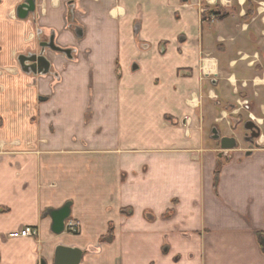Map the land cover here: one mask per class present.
Segmentation results:
<instances>
[{
    "label": "crops",
    "instance_id": "crops-1",
    "mask_svg": "<svg viewBox=\"0 0 264 264\" xmlns=\"http://www.w3.org/2000/svg\"><path fill=\"white\" fill-rule=\"evenodd\" d=\"M23 1L0 0V264H56L59 246L79 264H264V0H37L20 19ZM38 28L76 51L47 74L19 61ZM244 102L260 147L215 157L207 129L229 134ZM68 202L79 231L57 234ZM27 225L36 239L10 236Z\"/></svg>",
    "mask_w": 264,
    "mask_h": 264
},
{
    "label": "flooded vegetation",
    "instance_id": "flooded-vegetation-1",
    "mask_svg": "<svg viewBox=\"0 0 264 264\" xmlns=\"http://www.w3.org/2000/svg\"><path fill=\"white\" fill-rule=\"evenodd\" d=\"M27 0H24L22 3H20L18 5V7L25 3ZM36 6H35V11H30L28 16L26 18H28L31 15H35L36 9H37V0H35ZM72 3H70L71 5ZM17 7V9H18ZM17 9H16V13H17ZM18 16V14H17ZM19 17V16H18ZM20 18V17H19ZM26 18H20V19H26ZM73 28V27H72ZM75 33L78 37H82L84 34V31L81 27L75 25L74 27ZM34 37L36 38V47H33L27 54H21L19 56V61L23 67V69L27 72H35V73H43V74H47L50 73L51 70V61L49 60L48 54L49 53H55V54H64L67 56H73V54L76 52L75 48L73 47H63L61 46L59 43H57V38H56V32L53 31L52 33H45L44 29L42 28H38L35 31ZM56 75V73H55ZM248 104L249 103H244L241 105V103H236L233 106L232 111H236L238 108L241 109H246V111H248ZM241 106V107H240ZM243 106V107H242ZM237 113V112H236ZM238 114V113H237ZM232 120H231V126H230V132L229 134H225V132H223L220 127H219V123H215L213 125H211L210 127V137L217 141L221 147V152L218 153V155L220 157H224V155L228 154V151L226 153H224L223 151L226 150L222 147V142H221V138L228 136V137H234L236 139V146L234 148H230L228 150L233 151L235 149H239V143H240V139L236 136V131L241 130L242 129V139L243 141L246 143V148L245 153L246 154H251L252 151H254V149L256 148V141H258V139H260V137L262 136V129H261V136H259L258 138H254L255 142H254V146H251V142H253V140L251 139V135H252V131L248 130L245 128V123L252 119L251 117H247V119H242V117L240 116V114L236 115V116H232ZM255 121V120H254ZM221 124V123H220ZM240 126H242V128H240ZM257 130H255L254 133H256ZM225 156V157H226ZM36 227V226H35ZM38 229V235H39V227H36ZM18 231H13L10 233V236L12 237H21L19 235H16ZM37 236L35 237H31L36 239ZM43 261H45V259H42L39 264H43ZM46 262V261H45ZM47 263V262H46Z\"/></svg>",
    "mask_w": 264,
    "mask_h": 264
},
{
    "label": "water",
    "instance_id": "water-1",
    "mask_svg": "<svg viewBox=\"0 0 264 264\" xmlns=\"http://www.w3.org/2000/svg\"><path fill=\"white\" fill-rule=\"evenodd\" d=\"M35 0H27L21 4L17 9V14L20 18H26L30 11H35ZM245 128L252 131L251 146H254V138L261 136V127L254 120L250 119L245 123ZM256 131V133H254ZM259 140V139H258ZM222 147L224 149L234 148L236 146V139L234 137L225 136L221 138ZM260 143L256 141V147H260ZM52 218V229L55 233L60 234L66 228V221L71 216V203H66L59 209H53L50 211ZM261 243L264 248V237L261 238ZM83 252L79 248L59 246L56 253V264H79L82 259ZM43 264H47L43 261Z\"/></svg>",
    "mask_w": 264,
    "mask_h": 264
},
{
    "label": "rangeland",
    "instance_id": "rangeland-1",
    "mask_svg": "<svg viewBox=\"0 0 264 264\" xmlns=\"http://www.w3.org/2000/svg\"><path fill=\"white\" fill-rule=\"evenodd\" d=\"M236 111H237L238 114H240V116L242 117V119H247V117L250 116L249 115L250 113L247 112L246 109H244V108L242 110H241V108H238ZM219 127H220V129L223 132H225V133L228 132V128H227V126H226L225 123H221V124L219 123ZM240 128H242V126H240ZM209 129H210V127L207 129V138H208V141L211 144V147L214 148V150L212 151L213 152V155L215 157H218V153L221 152V147H220V145H219V143L217 141L213 140L210 137V130ZM242 132H243L242 129L236 131V134H237L236 136L240 139L239 148H242L243 149L244 147H246V143L242 139V136H241ZM227 151H228V153L231 152L228 149L224 150L223 152L226 153Z\"/></svg>",
    "mask_w": 264,
    "mask_h": 264
},
{
    "label": "built area",
    "instance_id": "built-area-1",
    "mask_svg": "<svg viewBox=\"0 0 264 264\" xmlns=\"http://www.w3.org/2000/svg\"><path fill=\"white\" fill-rule=\"evenodd\" d=\"M66 227L73 233H78L79 231V223L75 220H70ZM16 235L21 237H35L38 235V229L35 226L27 225L19 230Z\"/></svg>",
    "mask_w": 264,
    "mask_h": 264
},
{
    "label": "trees",
    "instance_id": "trees-1",
    "mask_svg": "<svg viewBox=\"0 0 264 264\" xmlns=\"http://www.w3.org/2000/svg\"><path fill=\"white\" fill-rule=\"evenodd\" d=\"M219 173H220V165H218V167L216 169V172H215V182H218ZM259 235L262 236L264 234L263 233H259ZM113 239H114V230H113V227L111 225L108 234L103 236L100 239V242H111Z\"/></svg>",
    "mask_w": 264,
    "mask_h": 264
}]
</instances>
